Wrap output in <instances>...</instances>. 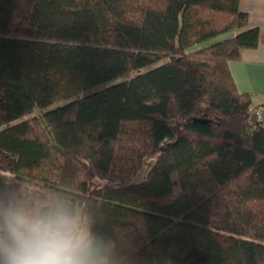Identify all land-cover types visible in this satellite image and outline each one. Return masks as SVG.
Segmentation results:
<instances>
[{
    "label": "trees",
    "instance_id": "1",
    "mask_svg": "<svg viewBox=\"0 0 264 264\" xmlns=\"http://www.w3.org/2000/svg\"><path fill=\"white\" fill-rule=\"evenodd\" d=\"M246 22L239 0H0V200L72 201L122 264H264V104L228 66L258 29L187 51Z\"/></svg>",
    "mask_w": 264,
    "mask_h": 264
},
{
    "label": "clouds",
    "instance_id": "2",
    "mask_svg": "<svg viewBox=\"0 0 264 264\" xmlns=\"http://www.w3.org/2000/svg\"><path fill=\"white\" fill-rule=\"evenodd\" d=\"M81 206L52 194L0 200V264H122Z\"/></svg>",
    "mask_w": 264,
    "mask_h": 264
},
{
    "label": "crops",
    "instance_id": "3",
    "mask_svg": "<svg viewBox=\"0 0 264 264\" xmlns=\"http://www.w3.org/2000/svg\"><path fill=\"white\" fill-rule=\"evenodd\" d=\"M239 9L246 13L247 22L233 29L232 35L255 27L258 41L253 47H241L239 58L229 60L228 66L238 90L249 93L254 105L264 104V0H239Z\"/></svg>",
    "mask_w": 264,
    "mask_h": 264
},
{
    "label": "rangeland",
    "instance_id": "4",
    "mask_svg": "<svg viewBox=\"0 0 264 264\" xmlns=\"http://www.w3.org/2000/svg\"><path fill=\"white\" fill-rule=\"evenodd\" d=\"M232 34H233L232 30H229V31H226V32L221 33V34H219V35H216V36L210 37V38H208L207 40H204V41L198 42V43H196V44L190 46V47L188 48L187 51H194V50L200 49V48H202V47L208 46V45L213 44V43H215V42H217V41H220V40H222V39H225V38L231 36ZM156 64H157V63H156ZM131 75H133V73H132V74H129V75H126L125 77L117 78V79H115V80L120 81V80L125 79L126 77L131 76ZM115 80H113V81H115ZM64 101H65V100H60L59 102L55 103L54 105H56V104H61V103H63ZM145 169H146L145 166H143V167L141 168V170H140L139 173H138V177L141 176L142 173H144Z\"/></svg>",
    "mask_w": 264,
    "mask_h": 264
},
{
    "label": "built area",
    "instance_id": "5",
    "mask_svg": "<svg viewBox=\"0 0 264 264\" xmlns=\"http://www.w3.org/2000/svg\"><path fill=\"white\" fill-rule=\"evenodd\" d=\"M259 113H260V112H258V115H260Z\"/></svg>",
    "mask_w": 264,
    "mask_h": 264
}]
</instances>
